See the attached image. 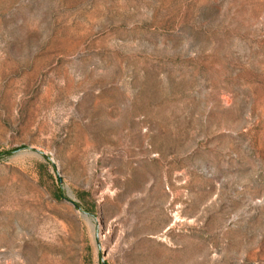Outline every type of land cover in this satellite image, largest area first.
<instances>
[{"label": "rangeland", "instance_id": "obj_1", "mask_svg": "<svg viewBox=\"0 0 264 264\" xmlns=\"http://www.w3.org/2000/svg\"><path fill=\"white\" fill-rule=\"evenodd\" d=\"M0 264H264V0H0Z\"/></svg>", "mask_w": 264, "mask_h": 264}]
</instances>
